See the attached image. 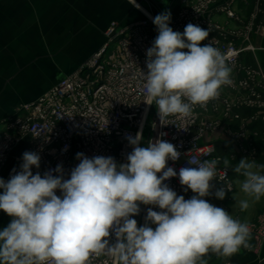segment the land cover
Segmentation results:
<instances>
[{
	"label": "clouds",
	"instance_id": "obj_1",
	"mask_svg": "<svg viewBox=\"0 0 264 264\" xmlns=\"http://www.w3.org/2000/svg\"><path fill=\"white\" fill-rule=\"evenodd\" d=\"M133 6L139 8L135 0ZM152 22L158 34L146 50L147 71L140 73L145 103H155L160 122L189 117L193 106L206 107L222 86L231 85L232 70L212 42L203 43L208 30L188 23L182 33L174 31L167 10ZM127 140L132 151L126 162L77 153L79 163L67 179L62 165L56 175L53 170L33 174L40 154L24 152L20 170L7 181L0 178V211L11 217L0 230V264H90V258L102 255L108 258L104 264H206L209 252L230 257L251 249L249 224L206 199L223 200L231 191V185L212 182L218 159L181 167L177 174L168 166L181 156L175 145L156 139L141 146L140 132ZM257 167L264 165L245 157L234 171L244 177L242 192L258 201L264 175ZM177 175L191 198L165 183ZM239 204L241 210L249 207L247 200ZM140 205L149 206L142 226L133 218Z\"/></svg>",
	"mask_w": 264,
	"mask_h": 264
},
{
	"label": "built area",
	"instance_id": "obj_2",
	"mask_svg": "<svg viewBox=\"0 0 264 264\" xmlns=\"http://www.w3.org/2000/svg\"><path fill=\"white\" fill-rule=\"evenodd\" d=\"M174 1L169 26L181 33L188 23L208 30L209 37L203 43L212 42L225 55L228 66L235 68L242 48L226 37V28L214 20V15L221 13L238 19L233 8L237 0ZM158 14L152 9L141 21L110 22L103 31L104 42L99 49L36 99L21 103L12 115L0 121V178L7 181L14 170H20L26 151L38 152L41 157L40 168L33 167V174L53 170L56 175L54 170L62 165L65 179L70 178L72 168L79 163L77 153L89 158L111 156L117 163H124L132 151L127 137H135L140 132L141 146L156 139L176 146L181 156L175 162L169 160L168 166L177 174L181 167H197L205 161L218 159L212 182L225 188L231 185V191L234 189L230 168L206 137L218 127L215 119L221 112L229 115L241 106L262 108L264 82L254 84L252 77L239 83L232 80L231 85L221 87L219 96L210 100L206 107L193 106L191 116H169L160 122L155 103L152 106L145 103L144 80L140 75L141 69L147 71L146 50L158 34L152 22ZM223 87L245 89L246 94L231 101L224 98ZM165 183L185 199L193 195L191 190L184 191L178 175ZM147 207L140 205V214L133 217L138 226L145 222ZM151 207L160 211L158 207ZM249 226L251 235L260 241L264 237V212ZM105 260L108 258L103 255L92 257L90 264H104Z\"/></svg>",
	"mask_w": 264,
	"mask_h": 264
},
{
	"label": "rangeland",
	"instance_id": "obj_3",
	"mask_svg": "<svg viewBox=\"0 0 264 264\" xmlns=\"http://www.w3.org/2000/svg\"><path fill=\"white\" fill-rule=\"evenodd\" d=\"M133 3L134 0H0V107L18 105L31 94L48 88L50 65L36 63L37 59H51L64 70L92 43L102 40L110 22L141 21L152 9L159 13L171 9L173 17L174 0H135L139 8ZM7 217L10 221L11 217Z\"/></svg>",
	"mask_w": 264,
	"mask_h": 264
},
{
	"label": "crops",
	"instance_id": "obj_4",
	"mask_svg": "<svg viewBox=\"0 0 264 264\" xmlns=\"http://www.w3.org/2000/svg\"><path fill=\"white\" fill-rule=\"evenodd\" d=\"M233 8L238 16L236 20L230 19L226 14L216 13L214 15V20L226 28V37L235 40L242 48L239 64L231 69V80L239 83L252 77L254 84L262 85L264 82V0H246L245 2L237 0ZM103 42L104 35L102 33V40L92 43L83 56L64 70L51 59H37L36 63L50 65L51 80L48 88L31 94L21 103L36 99L63 74L70 72L91 56ZM261 91L264 99V85H262ZM222 93L225 99L236 101L245 95L246 91L238 87L236 90L223 87ZM18 105L8 108L0 107V121L6 118V115H12ZM215 120L219 125L207 134L206 140L212 142L223 155V163L230 168L235 187L232 191L226 192V197L223 200L215 198L214 195L206 197V199L209 203L224 208L234 219L250 225L264 212V195L257 201L243 193L240 184L244 177L235 173L234 168L245 157L249 161L254 160L258 166L264 165V106L262 108L241 106L229 115L221 112ZM254 170L264 175V167H257ZM213 183L216 187H223L218 182ZM0 193H2V189H0ZM241 200L248 201L249 207L246 210H241L239 204ZM7 216L0 211V226L2 228L10 222L7 220ZM249 242L252 245L250 250L241 248L239 252L230 257L209 252L203 259L206 264H264V237L257 241L251 235Z\"/></svg>",
	"mask_w": 264,
	"mask_h": 264
}]
</instances>
